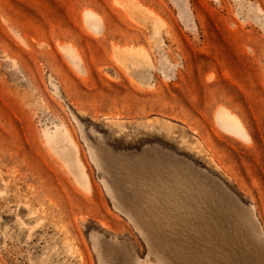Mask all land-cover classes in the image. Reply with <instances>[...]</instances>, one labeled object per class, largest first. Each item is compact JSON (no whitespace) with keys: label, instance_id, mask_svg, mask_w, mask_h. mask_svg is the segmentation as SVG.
<instances>
[{"label":"rangeland","instance_id":"374dc122","mask_svg":"<svg viewBox=\"0 0 264 264\" xmlns=\"http://www.w3.org/2000/svg\"><path fill=\"white\" fill-rule=\"evenodd\" d=\"M0 264H264V0H0Z\"/></svg>","mask_w":264,"mask_h":264}]
</instances>
